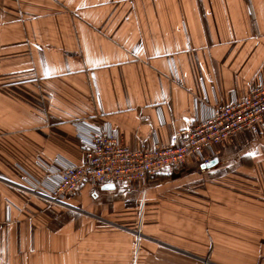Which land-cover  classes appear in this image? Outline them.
<instances>
[{
    "label": "crops",
    "instance_id": "obj_1",
    "mask_svg": "<svg viewBox=\"0 0 264 264\" xmlns=\"http://www.w3.org/2000/svg\"><path fill=\"white\" fill-rule=\"evenodd\" d=\"M264 84V0H0V264H264V124L146 182L25 188L86 163L109 124L131 150Z\"/></svg>",
    "mask_w": 264,
    "mask_h": 264
},
{
    "label": "built area",
    "instance_id": "obj_2",
    "mask_svg": "<svg viewBox=\"0 0 264 264\" xmlns=\"http://www.w3.org/2000/svg\"><path fill=\"white\" fill-rule=\"evenodd\" d=\"M264 124V84L252 89L246 98L229 106L215 105L202 120L177 131L170 147L131 150L120 143L118 133L109 125L87 126L82 135L86 147V163L56 167L40 159L45 170L38 178L27 177L25 188L50 201L66 205V200L87 184L102 187L108 184L146 182L156 174L185 165L195 157L204 165L211 160L204 151L230 137L250 131L258 133Z\"/></svg>",
    "mask_w": 264,
    "mask_h": 264
},
{
    "label": "water",
    "instance_id": "obj_3",
    "mask_svg": "<svg viewBox=\"0 0 264 264\" xmlns=\"http://www.w3.org/2000/svg\"><path fill=\"white\" fill-rule=\"evenodd\" d=\"M211 165V162L207 165V167L208 166H210ZM116 187H115V185H113V184H108V185H105V186H103V189L104 190H113V189H115Z\"/></svg>",
    "mask_w": 264,
    "mask_h": 264
}]
</instances>
